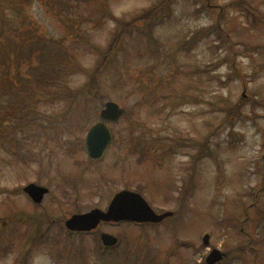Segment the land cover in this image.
I'll return each mask as SVG.
<instances>
[{"label": "rangeland", "instance_id": "1", "mask_svg": "<svg viewBox=\"0 0 264 264\" xmlns=\"http://www.w3.org/2000/svg\"><path fill=\"white\" fill-rule=\"evenodd\" d=\"M143 13L108 48L120 22ZM0 20V69L32 80L46 59L55 78L24 92L0 80V103L31 92L37 104L33 128L17 118L27 104L0 117V264L19 261L32 232L29 264H209L212 248L224 253L215 264H264V243L252 246L264 235V0H0ZM107 101L125 114L92 162L84 139ZM29 182L49 189L40 204L22 192ZM121 189L174 216L67 233L66 217L104 210ZM100 232L120 239L115 251L97 247Z\"/></svg>", "mask_w": 264, "mask_h": 264}, {"label": "water", "instance_id": "2", "mask_svg": "<svg viewBox=\"0 0 264 264\" xmlns=\"http://www.w3.org/2000/svg\"><path fill=\"white\" fill-rule=\"evenodd\" d=\"M124 113V109L113 101H107L104 108L100 110L99 117L106 121H116ZM111 134L104 123L98 121L94 123L85 135V149L89 158L99 159L104 150L109 145ZM23 191L34 201L40 202L47 188L29 183L23 187ZM171 211L156 213L149 206L147 201L139 194L130 190H121L116 193L110 201L107 210L92 209L84 214H74L65 221V226L70 230L86 231L103 221H133V222H159L167 216H171ZM208 238V237H206ZM206 238L204 243L207 244ZM101 240L105 245H113L116 238L110 234L102 233ZM222 257V254L213 249L206 258V262L213 264Z\"/></svg>", "mask_w": 264, "mask_h": 264}, {"label": "trees", "instance_id": "3", "mask_svg": "<svg viewBox=\"0 0 264 264\" xmlns=\"http://www.w3.org/2000/svg\"><path fill=\"white\" fill-rule=\"evenodd\" d=\"M156 8L160 10L161 9V4H157ZM147 11L151 12V16L153 14H154V16H156V21L159 19V13L158 12H160V11H157L156 14H155V10H153V9H150V10H147ZM145 14L146 13H143L140 16L136 15V16H134L133 20L120 22L119 28L117 29L114 37H112V40L110 41L111 44L108 46V48H112L114 45H116L117 47L120 46V43H121L120 42V37H121V35L123 33H128V29H127V27L124 26V24H127V26L135 25L134 22L136 20H138V18H143V16ZM1 22L3 23L4 21L0 20V23ZM106 50L103 49V50L99 51V55H100V57L102 59H104L107 56V54H108V53H106ZM58 54L60 56H64V52L58 53ZM43 55H42V57H43ZM44 56H46V55H44ZM45 62H46V59H42L39 62H37V67L36 68H32L31 69V74H32V77H33L32 80L28 79V75H26L27 78H25V77H21L19 75L14 76L15 73L9 74L10 69H11V67L9 65H6V67L4 69H0V80L8 81V83L10 84L9 90L12 91V92H18V91L24 92L27 88H25L23 86L32 85L34 83H37V84L39 83L44 88L50 87L52 85V83L55 81V78L49 76L48 71L46 70V67H45V64H44ZM17 64H18V62H17ZM100 64L101 63L99 62L94 67V69L87 75L88 78H86V81L83 84V88L80 89V90L86 91L87 95H91L92 92L95 90V88H97V86L95 84L98 85L97 73H98ZM18 84H21L22 87L18 86ZM25 98L28 100V103L26 102V99H25L24 101L19 102L15 106H13L12 104H9L8 102L0 103V117L2 116V119H3L4 123H7L9 121L8 118L11 117L10 111H12V110L21 111L23 109L22 104H27L28 105L27 106V112H29V115L25 114V115H23V116L21 115L20 117H17V118H18L19 121H21L20 123L28 121V125H29L28 128H33L34 124H37V119L34 117V113H33V110H34V108L36 107L37 104H35V102L32 101L33 94H31V92L25 93ZM3 122L0 123V124H3ZM1 133L2 132L0 131V134ZM256 199H258V197H256V195H254V200H253V202H251V205L253 203H255ZM247 207H245V208H247ZM261 216H264V213H261ZM26 218H27V220H30L31 223H38L39 222V220H38V222H36V219L33 216L24 215V218H22V222L27 223L28 225H30V222H28L26 220ZM241 221L244 222V224H245L248 221V219L245 217L242 220H239L240 223H241ZM241 226L243 227L244 234H246L248 236V238H249V240L245 243V244H248V242L253 240L254 237H253V235L251 233H249L245 229V226L243 224H241ZM7 230H8V228L6 226H4V229L2 231H0V235L4 234ZM34 239H36V234L34 232H32L30 237H29V239H28L29 242H30L28 247L33 244ZM260 242L264 243V235L263 236L260 235V239H254L252 241V246L255 248L256 247L255 244H259ZM28 247L26 248L24 253L21 255L19 261H16L15 264H29L28 262H26L27 253H29V252H27L28 249H29ZM256 250L258 252V249L255 248L254 249V253H256Z\"/></svg>", "mask_w": 264, "mask_h": 264}]
</instances>
